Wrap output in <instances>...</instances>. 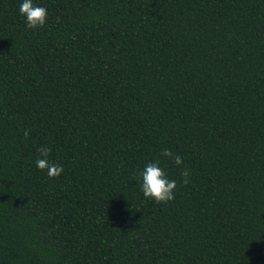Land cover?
<instances>
[{"label": "trees", "instance_id": "obj_1", "mask_svg": "<svg viewBox=\"0 0 264 264\" xmlns=\"http://www.w3.org/2000/svg\"><path fill=\"white\" fill-rule=\"evenodd\" d=\"M19 3L0 0V264H264V0H34L37 29ZM157 159L167 203L136 179Z\"/></svg>", "mask_w": 264, "mask_h": 264}, {"label": "clouds", "instance_id": "obj_2", "mask_svg": "<svg viewBox=\"0 0 264 264\" xmlns=\"http://www.w3.org/2000/svg\"><path fill=\"white\" fill-rule=\"evenodd\" d=\"M19 13L25 19L26 27L37 29L43 27L47 23L48 10L45 7L38 6L34 0H20ZM28 132H25V136ZM39 156L35 161L37 169L46 171L50 178L59 177L62 175L64 168L58 162H53L49 159L51 149L41 148L38 150ZM161 157L174 161L177 167L183 165V159L180 155H176L169 150H164ZM184 183L189 180V170L184 168L182 171ZM138 186L146 200L156 203H167L175 198V190L177 189V181L170 179L161 167L160 160H154L146 164L137 176Z\"/></svg>", "mask_w": 264, "mask_h": 264}]
</instances>
